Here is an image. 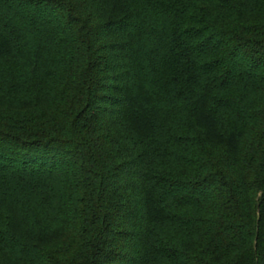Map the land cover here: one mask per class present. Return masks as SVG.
I'll list each match as a JSON object with an SVG mask.
<instances>
[{"label":"trees","instance_id":"trees-1","mask_svg":"<svg viewBox=\"0 0 264 264\" xmlns=\"http://www.w3.org/2000/svg\"><path fill=\"white\" fill-rule=\"evenodd\" d=\"M0 264H264V0H0Z\"/></svg>","mask_w":264,"mask_h":264},{"label":"rangeland","instance_id":"rangeland-1","mask_svg":"<svg viewBox=\"0 0 264 264\" xmlns=\"http://www.w3.org/2000/svg\"><path fill=\"white\" fill-rule=\"evenodd\" d=\"M186 120V115L181 114L177 116V119H174L173 122L176 123L177 125H181ZM163 231H167V228H163L161 226H155L152 227L150 232L151 234H154V236H157V234H160Z\"/></svg>","mask_w":264,"mask_h":264}]
</instances>
